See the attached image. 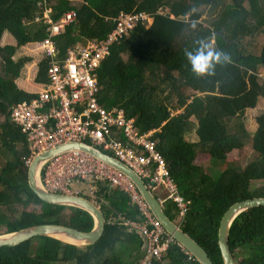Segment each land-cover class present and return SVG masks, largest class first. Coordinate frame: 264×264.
<instances>
[{
  "label": "trees",
  "instance_id": "trees-1",
  "mask_svg": "<svg viewBox=\"0 0 264 264\" xmlns=\"http://www.w3.org/2000/svg\"><path fill=\"white\" fill-rule=\"evenodd\" d=\"M47 10L52 22L67 12L75 13V20L53 36L60 56L78 42L105 40L122 15L145 13L153 18L151 25L139 22L110 43L108 55L96 70L98 102L107 109H121L139 133L150 132L179 194L188 201L186 213L177 222L213 264H223L217 245L223 213L237 201L264 197V186L251 187L254 180H264V112L256 118L259 126L253 136L241 121L246 109L256 107L259 96L264 97L260 76L264 43L255 53L246 46L251 41L245 40L264 36V0H0V114L4 125L19 134L9 118L10 106L31 99L48 85L43 46L48 36L43 17ZM205 11L213 16L209 25L200 22ZM203 44H212L211 50L221 57L213 61L209 73L200 75L193 71L189 54L195 55ZM34 47L40 54L28 55L26 48L34 51ZM25 69L35 70L33 91L21 89L16 82ZM172 109L181 111L171 114ZM193 116L198 120L196 142L185 139L195 127ZM11 138H17L15 130ZM19 139L23 148H14L18 141L11 144L12 156L0 170V235L42 223L89 231L93 225L89 213L68 207L71 212L65 219L62 212L67 207L46 203L29 188L23 160L28 150L21 134ZM247 140L257 158L245 167L220 169L228 154L244 147ZM198 151L209 155L207 170L195 162ZM99 186L106 223L96 243L79 247L36 236L15 247H0V264H140L142 236L116 217L121 214L139 222L145 218L127 193ZM163 209L176 219L174 202L167 201ZM229 246L236 264H264V206L249 208L235 218ZM151 264L199 263L173 241L161 259Z\"/></svg>",
  "mask_w": 264,
  "mask_h": 264
},
{
  "label": "built area",
  "instance_id": "built-area-1",
  "mask_svg": "<svg viewBox=\"0 0 264 264\" xmlns=\"http://www.w3.org/2000/svg\"><path fill=\"white\" fill-rule=\"evenodd\" d=\"M74 20L72 11L57 22L45 19L48 36L43 46L48 85L31 99L10 106L9 118L19 127L28 150V155L23 158L25 165L28 166L37 153L63 143L92 144L132 168L161 204L174 202L176 220L180 222L188 209V201L179 194L150 132L139 133L133 119L126 118L121 109H107L98 102L100 88L96 70L108 55L110 43L128 34L139 22L151 25L153 18L145 13L122 15L116 30L105 40L76 43L60 56L53 36ZM118 135L122 136L118 138ZM40 181L51 193L81 194L97 207L103 202L99 184L127 193L145 220L126 219L121 214H117L116 219L142 236L144 254L140 264H151L160 259L175 241L152 215L135 184L118 169L86 152L69 150L52 156L43 163Z\"/></svg>",
  "mask_w": 264,
  "mask_h": 264
},
{
  "label": "water",
  "instance_id": "water-1",
  "mask_svg": "<svg viewBox=\"0 0 264 264\" xmlns=\"http://www.w3.org/2000/svg\"><path fill=\"white\" fill-rule=\"evenodd\" d=\"M69 150L86 152L124 173L135 184L149 210L159 220L165 231L180 246L185 248L199 264H213L205 249L186 233L178 222L170 219L165 214L162 205L148 189L140 175L116 157L86 142H67L37 153L27 167V183L33 193L46 203L76 208L89 213L93 220L92 228L89 231H80L57 223L35 224L16 232L0 235V247H15L36 236L55 238L79 247L94 244L99 240L106 223L102 210L81 194L51 193L44 188L40 181V171L43 163L52 156ZM258 206H264V197H252L237 201L223 213L217 228V245L223 264H236L229 246V231L235 218L243 211Z\"/></svg>",
  "mask_w": 264,
  "mask_h": 264
},
{
  "label": "rangeland",
  "instance_id": "rangeland-1",
  "mask_svg": "<svg viewBox=\"0 0 264 264\" xmlns=\"http://www.w3.org/2000/svg\"><path fill=\"white\" fill-rule=\"evenodd\" d=\"M72 4L74 5H78L79 1H73ZM206 12V11H205ZM50 11L47 10L44 12L43 17L46 18H50ZM213 20V16H210V11H207L206 13H204L203 17L201 18L200 22L203 21L206 23V25H209V22H211ZM246 41H251V42H246V46L248 48V50H251L255 53H260L261 51V47L263 46L264 43V36L262 35H258L254 38L251 37H246L245 39ZM82 43H85L84 41ZM212 45V44H211ZM213 46V45H212ZM24 51V49H23ZM22 51V52H23ZM32 53L34 54H40L39 50L37 49V47H34V51L30 50ZM29 51V52H30ZM124 57H126V55H124ZM260 76L261 79L264 78V71L261 70L260 72ZM193 92V90H185L186 94H191ZM176 101H171V105L174 106L176 105ZM172 113L171 114H175L177 112H180L181 110H171ZM264 112V101L263 104H260V106L258 107V109L254 110V111H250L249 113L246 114V112L244 113V115L241 117V121L245 124V126L247 128H250L248 125L249 120L252 121V119H254V117L260 113ZM191 121L196 124L198 122V120L196 118H191ZM197 125V124H196ZM248 125V126H247ZM196 129V128H195ZM195 129L192 130V132H190L191 134H187L185 139L188 141H192V140H197V138L194 136L193 132H195ZM248 131V130H247ZM250 135L253 133V131L248 132ZM252 136V135H251ZM5 151L4 148H1V144H0V169L2 168V166L4 165V163H6L7 157L10 158L12 156L11 153H9ZM258 154L257 152L253 149L252 147V143L250 140H247L246 145L242 148L239 149H234L232 150L229 154L228 157L226 159V162L222 165L219 166L220 169H223L225 167H227L228 165H236L238 167H245L249 162H251L252 160H254L255 158H257ZM5 157V161H3ZM195 162L197 164H200L205 170H207L210 165H211V161L209 159V155L206 154L205 152H201L198 151L197 152V156L195 159ZM264 186V180H254L251 183V187L253 189L259 188ZM77 189V188H76ZM19 210H22V208L18 207ZM38 208V207H37ZM27 209L31 210L33 209V206L30 205L27 207ZM71 210L69 208H66L62 214L63 217L65 219L68 218L69 214H70ZM175 221H177L175 219ZM58 264V263H57ZM62 264H73V263H62Z\"/></svg>",
  "mask_w": 264,
  "mask_h": 264
},
{
  "label": "crops",
  "instance_id": "crops-1",
  "mask_svg": "<svg viewBox=\"0 0 264 264\" xmlns=\"http://www.w3.org/2000/svg\"><path fill=\"white\" fill-rule=\"evenodd\" d=\"M78 43H80V42H78ZM82 43V42H81ZM31 48H26V52L28 53V55H31V54H33V55H35L34 53H32L31 51ZM30 51V52H29ZM32 56V55H31ZM34 63V62H33ZM33 63L30 65V67H33ZM34 75H35V70H32V69H30V71L28 72L26 69H25V72L23 71V74L21 75V77L20 78H18L17 79V84H18V86L21 88V89H24V90H26V91H33L34 89H36V85L34 84L35 82L32 80L33 79V77H34ZM263 101H264V97L263 96H259V98H258V103H257V105H256V107H254V108H247L246 109V114L247 113H249L250 111H254V110H256V109H258V107L260 106V104H263ZM263 113V112H262ZM261 114V113H260ZM260 114H258V115H260ZM258 115H256L255 117H254V119H252V121L251 120H249V122H248V125H249V127L250 128H247L246 126V129L248 130V132H250V131H253V133L251 134L252 136L255 134V132L257 131V129H258V122H257V120H256V118H257V116ZM192 118V117H191ZM193 118H196L195 116H193ZM197 119V118H196ZM4 117L0 114V144H1V148H4L5 149V151H7L8 152V154L9 153H11L12 154V152H13V147H12V145H14V142L15 141H18V142H16V147L14 146V148L16 149H22L23 148V145H22V139L20 140L19 138H20V134H19V131H17L16 129H14V128H9L8 126H5L4 125ZM11 121V120H10ZM2 124V125H1ZM197 124V125H196ZM195 124V127H194V129L196 128L197 129V126H198V122ZM247 125V126H248ZM14 125L12 124V127H13ZM193 129V130H194ZM196 129H195V132H193V134H194V136L197 138V133H196ZM16 131V136H17V138H11V135L13 134V131ZM190 132H192V131H190ZM190 132H188V133H186L185 134V137H186V135L187 134H191ZM22 135V134H21ZM250 135V136H251ZM22 137H23V135H22ZM24 138V137H23ZM197 140H198V138H197ZM196 140V141H197ZM195 140H192L191 142H196ZM12 144V145H11ZM7 154V155H8ZM11 158V157H10ZM10 158H8L7 157V160H6V162L10 159ZM4 160L3 161H5V157L3 158ZM5 164L6 163H4V165L2 166V168L5 166ZM1 168V169H2ZM0 169V170H1ZM163 194V193H162ZM102 196V195H101ZM157 200H158V198H156ZM159 201V200H158ZM159 203H160V201H159ZM166 203V202H165ZM161 204V203H160ZM162 205V207H163V205H164V203L163 204H161ZM164 210V209H163ZM170 235V234H169ZM161 259V258H160ZM159 259V260H160Z\"/></svg>",
  "mask_w": 264,
  "mask_h": 264
},
{
  "label": "clouds",
  "instance_id": "clouds-1",
  "mask_svg": "<svg viewBox=\"0 0 264 264\" xmlns=\"http://www.w3.org/2000/svg\"><path fill=\"white\" fill-rule=\"evenodd\" d=\"M205 49H208V51L205 52ZM220 57H221V54L217 53V52H213L211 50V45H209V44H203L202 48L195 55L189 54V60L192 64L193 71L196 72L197 74H200V75H203L205 73H209V69L212 68V66H213V61L219 62ZM224 58L226 60L229 59V57H227V56H225ZM153 195L157 198V196L155 194H153ZM175 222H177V221H175Z\"/></svg>",
  "mask_w": 264,
  "mask_h": 264
},
{
  "label": "bare ground",
  "instance_id": "bare-ground-1",
  "mask_svg": "<svg viewBox=\"0 0 264 264\" xmlns=\"http://www.w3.org/2000/svg\"><path fill=\"white\" fill-rule=\"evenodd\" d=\"M68 208V207H67ZM141 213V212H140ZM211 258V257H210Z\"/></svg>",
  "mask_w": 264,
  "mask_h": 264
}]
</instances>
